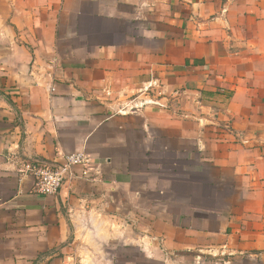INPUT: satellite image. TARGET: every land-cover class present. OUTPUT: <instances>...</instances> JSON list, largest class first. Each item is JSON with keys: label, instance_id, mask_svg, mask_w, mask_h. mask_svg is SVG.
I'll list each match as a JSON object with an SVG mask.
<instances>
[{"label": "crops", "instance_id": "1", "mask_svg": "<svg viewBox=\"0 0 264 264\" xmlns=\"http://www.w3.org/2000/svg\"><path fill=\"white\" fill-rule=\"evenodd\" d=\"M0 264H264V0H0Z\"/></svg>", "mask_w": 264, "mask_h": 264}, {"label": "built area", "instance_id": "2", "mask_svg": "<svg viewBox=\"0 0 264 264\" xmlns=\"http://www.w3.org/2000/svg\"><path fill=\"white\" fill-rule=\"evenodd\" d=\"M91 165V160L85 153H72L65 155L61 163L36 159L26 168L35 178L34 191L39 195L54 196L75 178L90 179ZM76 169H80L79 174L75 172Z\"/></svg>", "mask_w": 264, "mask_h": 264}]
</instances>
